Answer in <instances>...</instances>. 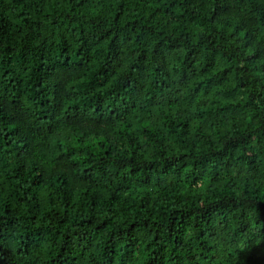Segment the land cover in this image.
<instances>
[{
  "label": "trees",
  "instance_id": "16d2710c",
  "mask_svg": "<svg viewBox=\"0 0 264 264\" xmlns=\"http://www.w3.org/2000/svg\"><path fill=\"white\" fill-rule=\"evenodd\" d=\"M0 264H264V0H0Z\"/></svg>",
  "mask_w": 264,
  "mask_h": 264
}]
</instances>
